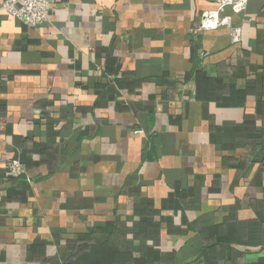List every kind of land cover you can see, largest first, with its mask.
Wrapping results in <instances>:
<instances>
[{"label":"crops","instance_id":"crops-1","mask_svg":"<svg viewBox=\"0 0 264 264\" xmlns=\"http://www.w3.org/2000/svg\"><path fill=\"white\" fill-rule=\"evenodd\" d=\"M214 9L0 13V264H264V0Z\"/></svg>","mask_w":264,"mask_h":264},{"label":"built area","instance_id":"built-area-1","mask_svg":"<svg viewBox=\"0 0 264 264\" xmlns=\"http://www.w3.org/2000/svg\"><path fill=\"white\" fill-rule=\"evenodd\" d=\"M248 0H214L216 9L202 13L198 31H212L221 28L229 30L231 42L240 41V29L233 25V16L245 11ZM228 10V12H226ZM52 12V0H6L0 5V13L19 21L27 28H35L44 23ZM22 164L12 159L7 174L11 178L19 177Z\"/></svg>","mask_w":264,"mask_h":264},{"label":"water","instance_id":"water-1","mask_svg":"<svg viewBox=\"0 0 264 264\" xmlns=\"http://www.w3.org/2000/svg\"><path fill=\"white\" fill-rule=\"evenodd\" d=\"M239 16H241V13L240 14H238Z\"/></svg>","mask_w":264,"mask_h":264}]
</instances>
